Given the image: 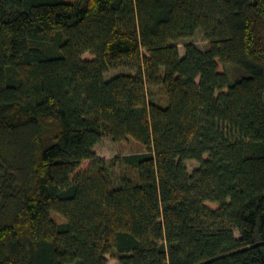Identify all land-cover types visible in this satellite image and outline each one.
Returning a JSON list of instances; mask_svg holds the SVG:
<instances>
[{"label": "trees", "instance_id": "16d2710c", "mask_svg": "<svg viewBox=\"0 0 264 264\" xmlns=\"http://www.w3.org/2000/svg\"><path fill=\"white\" fill-rule=\"evenodd\" d=\"M108 256L264 264V0H0V264Z\"/></svg>", "mask_w": 264, "mask_h": 264}, {"label": "rangeland", "instance_id": "374dc122", "mask_svg": "<svg viewBox=\"0 0 264 264\" xmlns=\"http://www.w3.org/2000/svg\"><path fill=\"white\" fill-rule=\"evenodd\" d=\"M65 1L76 2L77 0H65ZM188 43H192L202 50L206 49L207 46V42L203 38L202 34L200 32H196L192 37L177 42L176 46L178 47L179 54L181 57L184 55V46ZM132 73L133 71L127 68H118L107 72L105 77L112 78L120 74H132ZM95 151L97 158L102 159L105 162L109 163L111 159L114 158L120 159L121 157L126 155L141 153L144 151V149L132 140H128L127 142H122V143H115L109 138H104L95 147ZM116 163H117L116 165L111 167L110 175L113 178L114 182L118 183L120 177L126 176L128 171L124 166H121L118 162ZM198 166L199 165L196 161L186 162V168L189 173L197 169ZM51 217L58 222L62 221V218L56 213H51ZM107 260H108L107 264H118V261L116 259H113L109 256L107 257Z\"/></svg>", "mask_w": 264, "mask_h": 264}]
</instances>
